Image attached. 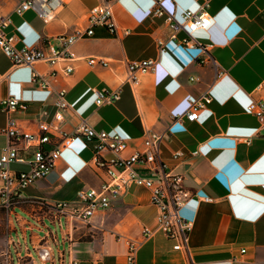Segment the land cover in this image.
<instances>
[{
  "label": "crops",
  "instance_id": "1",
  "mask_svg": "<svg viewBox=\"0 0 264 264\" xmlns=\"http://www.w3.org/2000/svg\"><path fill=\"white\" fill-rule=\"evenodd\" d=\"M99 1L89 5L82 0L67 1L48 22L32 11L15 14L18 0H0V13L9 16L6 32L18 37L19 46H35L85 26L87 11ZM199 3L170 0L167 6L179 15L195 10ZM152 4L153 0H118L113 6L114 19L119 28H129L131 33L112 37L105 28L95 27L91 37L72 46L73 60L52 67L44 62L13 67L0 49V101L9 96L21 99L26 110L12 116L32 129L42 110L47 111L48 119L52 117L55 94L64 90L69 105L63 112L66 132L84 120L95 130L123 136L134 148L144 130L164 131L169 117L185 110L187 97H197L213 83L210 105L197 121L172 127L161 144L160 157L173 166L172 151L182 149L187 156L176 171L184 173V186L193 193L184 210L194 220L188 243L191 261L264 264V130L246 109L251 99L264 98V0L210 2L211 24L194 34L199 42L212 44V61L203 65L195 61L198 51L167 40L169 30L163 20L150 18ZM67 7L73 8V14H67ZM157 39L166 41L161 55ZM91 56L106 60L109 66L89 67L86 60ZM148 58H158L156 73L142 76L133 88L125 82L126 62ZM68 65L73 71L63 75L61 70ZM215 65L226 71L220 80H214ZM52 69L58 71L55 78L49 77ZM38 75L47 79V89L38 86ZM190 77L199 81L190 82ZM103 88L119 89V100L96 105L94 89ZM6 119L0 110V128ZM249 137L250 144L241 140ZM6 143L7 138L0 134V152ZM92 158V148L75 139L45 178L22 190L20 203L11 211L0 207V252H9L10 264L26 248L36 247L35 238L46 226L55 231V241L50 243L54 264H61L56 260L61 251L63 264H125V239H139L143 228L154 227L158 209L150 203L149 191L130 186L126 194L111 201L109 210L98 212L88 223L56 228L55 219L63 222L64 217L52 204L73 200L79 190L99 188ZM19 167L27 169L12 165V169ZM136 171L148 175L141 166ZM204 197L213 202H203ZM173 245L155 232L139 246L135 264H189L187 254L174 250ZM33 257L34 264H40Z\"/></svg>",
  "mask_w": 264,
  "mask_h": 264
},
{
  "label": "built area",
  "instance_id": "2",
  "mask_svg": "<svg viewBox=\"0 0 264 264\" xmlns=\"http://www.w3.org/2000/svg\"><path fill=\"white\" fill-rule=\"evenodd\" d=\"M70 0H18L14 13L22 15L27 11L34 12L43 21L53 20L63 5ZM118 0H100L86 14L85 26L77 27L70 33L53 36V42L44 39L35 46H19L18 37L6 32L11 24L9 16L0 13V49L10 60L13 67H32L36 62H44L49 66L66 60H73L72 46L79 39L91 37L95 27H103L112 37L129 35L131 29L119 28L114 19L113 6ZM170 0H153L150 8L151 19H162L169 30L168 41L175 42L189 50L198 51L196 63L211 62L210 50L212 44L199 42L194 34L206 30L211 24L209 5L212 0H200L195 10H185L179 15L167 6ZM159 55L166 49V41L156 40ZM89 67L106 68L108 62L94 56L86 60ZM158 58H148L126 62L125 82L136 88L142 76L155 74ZM216 66V65H215ZM73 68L68 65L61 70L63 75H69ZM58 74L52 69L49 77ZM226 71L216 66L214 80H220ZM37 84L42 89L48 88L44 76H37ZM190 82L199 81L190 77ZM212 84L208 85L197 97L186 98V108L183 112L169 117V124L164 131L144 130L137 138V146L132 147L129 140L117 133L95 130L82 120L72 132L63 129V112L69 108L65 99V91L55 94L53 106L55 112L48 119V113L41 111L34 128L21 124V119L14 118L13 113L25 111L26 104L19 98L6 97L0 101V110L7 115L0 134L7 138L6 145L0 152V207L11 211L22 200V190L33 185L37 180L45 178L55 167L61 152L70 147L77 138L88 144L93 150L91 168L100 178L98 189L79 190L71 201H60L52 204V208L64 217L55 219L56 228L61 225L73 226L75 222L88 223L98 212L111 208V201L127 193L130 186L143 187L149 191L150 203L158 209L153 228H143L139 239L126 238L125 264H135L136 251L139 246L155 232H161L168 240L173 241L174 250L184 251L189 264H194L190 258L189 235L194 226V220L184 215L188 200L193 193L184 186V173L177 172L176 167L182 166L187 160L184 150L171 152L170 159L174 163L169 166L160 157V147L163 140L171 135L175 125H184L198 120L201 111L207 109L212 102ZM95 104H111L120 98L119 89H94ZM259 123V129L264 130V98L251 99L246 106ZM252 137L241 138L245 144H250ZM13 164L25 165L26 170L12 169ZM141 166L148 171L142 176L136 171ZM203 202H213L212 198L204 197ZM55 231L49 226L42 229V235L35 238L36 247L25 249L23 256L18 255L15 264H34V257L40 264H54L50 243L55 241ZM31 252H34L33 255ZM244 249L240 250L243 254ZM56 260L63 264L62 251ZM0 263L10 264L9 252H0ZM72 264H78L72 262Z\"/></svg>",
  "mask_w": 264,
  "mask_h": 264
},
{
  "label": "rangeland",
  "instance_id": "3",
  "mask_svg": "<svg viewBox=\"0 0 264 264\" xmlns=\"http://www.w3.org/2000/svg\"><path fill=\"white\" fill-rule=\"evenodd\" d=\"M91 2H93V0H82V4L84 5H89ZM74 10L71 7H67V14H73ZM60 17H64V14L60 15Z\"/></svg>",
  "mask_w": 264,
  "mask_h": 264
}]
</instances>
